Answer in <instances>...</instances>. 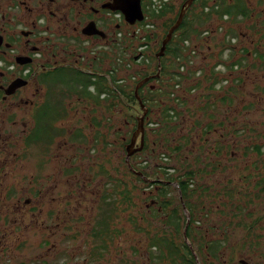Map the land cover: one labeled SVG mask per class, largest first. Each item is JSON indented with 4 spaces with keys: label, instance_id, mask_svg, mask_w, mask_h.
<instances>
[{
    "label": "flooded vegetation",
    "instance_id": "flooded-vegetation-1",
    "mask_svg": "<svg viewBox=\"0 0 264 264\" xmlns=\"http://www.w3.org/2000/svg\"><path fill=\"white\" fill-rule=\"evenodd\" d=\"M157 1L0 0V264H248L228 260L234 254L220 231L224 221L201 227L210 215L204 202L198 205L205 216L168 217L163 203L172 195L168 190L162 199L159 182L174 186L183 203L176 180L164 177L176 170L164 154L162 163H151L145 153L146 121L158 101L145 100L144 134L135 137L137 118L116 121L115 106L131 110L138 103L121 99L131 79L134 93L149 78L138 88L143 99L159 91L161 63L153 70L145 57L157 40L153 16L177 18L183 9L191 24L190 17L208 14L221 21L218 42H224L207 54L217 58L209 66L240 64L232 71L235 81L211 93L225 97L237 83L233 123L242 125L264 98V0H166L156 8ZM222 11L221 18L213 14ZM239 24L247 31L231 36ZM120 69L141 76L120 79L117 91ZM246 82L258 90L245 89ZM216 120L215 130L228 127L223 116ZM250 157L240 159L242 168L256 165L263 170L258 179L264 177V155ZM249 177L242 174V185ZM174 203L166 205L170 214L178 213ZM188 205L196 214L195 202Z\"/></svg>",
    "mask_w": 264,
    "mask_h": 264
},
{
    "label": "rangeland",
    "instance_id": "rangeland-1",
    "mask_svg": "<svg viewBox=\"0 0 264 264\" xmlns=\"http://www.w3.org/2000/svg\"><path fill=\"white\" fill-rule=\"evenodd\" d=\"M169 19L173 18L171 16H165L154 24L155 29H153L151 35L156 34L157 40L151 41L145 50L147 54L145 57L149 59V63H152L151 68L153 70L156 68L154 54L158 52L157 44H159V39L165 35L164 32L169 24ZM197 19V17H194L195 21L191 29L199 27L200 24L203 28L201 27L202 29H199L198 34L191 35L190 32L189 35L191 36L189 39L184 38L185 40L180 44L183 53L178 57L187 65L192 66L185 74L194 76L200 87H196L194 92L187 94H184L182 90L172 92L173 87L170 88L167 85L174 86V83H177L180 88H182L184 80L187 78V75L183 76L178 73L177 64V68L174 66L177 76L174 75L171 77L162 75L157 83L159 91L157 90L156 94L153 96L154 99L158 101V104L155 108L152 107L151 113L146 121V131L148 133L146 147L148 151L145 153L149 155L151 163H162V154L169 157V165L173 166L176 170L173 175L181 174L186 168H191L194 172H198L195 182L198 186L202 185L210 190L209 193H203L201 190H198L199 194H195L193 198L190 199V202H195L194 209L196 211V216H198L197 213L200 215L203 214L201 216H205L204 210H200L201 207L198 205L199 203L203 205L204 202L206 207H210V215L206 216L208 220L206 221L203 218L201 220V227H205L209 222L214 223V220H222L226 223L223 224L226 225L227 228L226 237L228 241L226 248L231 250L234 255L228 257L227 252L225 260H227L228 257V260L234 263L243 260L248 264H264V191H262V188L264 189V177L258 179V177L263 174V170L258 172V166L256 165L250 167V169L248 165H244V170L242 166L245 161L243 163L240 162L243 155L249 156L247 162L252 161L250 155L257 153L264 155V98L260 103L258 102L257 105L255 102L250 114H246L248 119L242 125L233 123L235 121L234 111H236L237 108V94L239 92L236 87L237 83L233 82L235 81L234 78H232L234 72L228 70V77L233 80V86L231 87L233 91H231L230 94L226 93L225 99L222 100L223 96L213 95L211 93L214 90L217 91L220 78L215 74V66L217 63L212 66V68L209 66L216 61L217 58L213 60V57H209L207 54L210 51L212 52V48L214 49L218 46L219 49L224 41H222V43L218 42V44H216L214 40L213 42L211 41L210 38L215 33V30L209 34L208 37L210 38L198 41L197 39L199 37H206V26L204 27L205 22L202 23V19ZM244 30L245 32L247 31L242 26L240 27L239 24L238 26H234L229 33L231 36L236 37L237 34L242 33ZM220 32L221 30L216 31L217 34ZM246 40L248 39L246 38ZM185 41L189 43L188 47L184 44ZM192 51L194 52L193 54L191 53ZM206 56L208 60L205 58ZM167 63L169 65L172 64L171 59H169ZM186 67L188 68V66ZM212 69H214V72ZM198 70H202V72L199 73ZM119 72L120 76L116 78L115 85L113 86L117 91H119L121 87L123 88L124 83L120 82V79H130V76L137 79L141 76L134 74L136 73L134 71L120 69ZM197 73L198 75H196ZM257 73L261 74L262 70H258ZM131 82L129 85L125 84L124 86V89L129 93H131L133 88L132 79ZM192 83L195 85V81H192ZM261 84L264 83L261 82ZM150 85L156 86V83L152 82ZM254 86L255 84L246 82L244 88L257 91L258 88ZM169 88L171 89L170 93L172 100L176 99V102L179 100L178 107L174 109V113L176 111L177 116L174 117L175 119L173 118V120L166 118L164 113L161 114V110L164 107L173 108L170 98L167 96ZM114 92V95H117V92ZM198 94H203L205 96V106H202L204 102L201 100L202 96H198ZM247 95L249 94H246L247 99H255L254 96L250 95L251 97H248ZM121 99L127 104L128 97L123 95ZM229 99H232L230 107L226 102H223ZM180 100H184V102L180 103ZM143 105L146 107L145 104ZM132 106L131 110H129V107V109H126V107L116 105L115 120L122 121L126 119L128 122H131L134 118L140 117L142 112L139 108V104H132ZM169 113L171 114L170 111ZM220 115L228 122V127L222 130H215L218 125L214 124L217 122L216 119L220 118ZM209 122L211 128L207 127ZM148 123H150L148 125L149 127L147 126ZM154 123L159 125L157 127L153 125L150 128V125ZM221 134L222 137H220ZM177 146L180 147L179 152L173 150ZM225 146H228V149L225 152L226 154H223ZM152 148L154 149L153 156L149 154ZM215 154H222V159H214L218 157H213ZM213 160H215V162H213ZM117 161L118 159L115 165ZM217 164H219V166ZM150 168H152V166H150ZM247 169L249 171H247ZM242 174L251 176L244 185H242ZM198 176L202 178L199 179ZM174 189L173 186L170 187L169 190L175 202L174 206H176L178 205L177 192ZM238 189L241 190L240 193ZM150 199L151 197L147 195V202H149ZM182 204V209L178 206H176V208L178 209L180 217L185 220L189 215L185 210L184 202ZM239 206L240 209H236ZM243 218H245L247 223H253L257 228L255 235H260L262 237L259 240V245L253 252L244 249V247L240 251L235 249V247L240 245L241 239L244 236L243 230L236 226ZM228 225H231V227ZM115 226L117 227L119 224H115ZM181 226L182 228L184 227L183 224ZM158 229L162 231L160 226H158ZM167 237L172 240L171 236ZM178 238H180V236H178Z\"/></svg>",
    "mask_w": 264,
    "mask_h": 264
},
{
    "label": "trees",
    "instance_id": "trees-1",
    "mask_svg": "<svg viewBox=\"0 0 264 264\" xmlns=\"http://www.w3.org/2000/svg\"><path fill=\"white\" fill-rule=\"evenodd\" d=\"M205 3H206V1H203L201 5L203 6ZM225 13H226L225 11H222L221 13L220 12H214L213 14H216L218 18H221L222 15L225 14ZM153 17L155 19H161V17H163V15L153 16ZM194 17H197L199 20L202 19V23L205 22L204 27H205L206 23L213 18L212 14H208V15L192 16V17H190V19L195 21ZM175 20H176V17H174L173 19L169 20V24L167 25V27L165 29V32H164L165 35H166L167 30L169 29V27L173 25ZM192 27H193V24L190 23L189 16H184L181 25L173 33L172 39L166 45V50H165L164 56L160 58L159 63H161V75H163V76H171V77H173L174 75L177 76V74L175 72V69H174V66L177 68V65H176L177 63L175 62V59L183 53V49L180 46L181 42L183 40H185V39H189L192 34H196V33L198 34L199 33V29L201 27H203V26L200 24L199 27H194L193 29H191ZM190 32H191V35H189ZM165 35H164V37H165ZM160 46H158V50H159ZM156 53L154 54V60L158 61L155 58ZM169 57H171V58H169ZM169 59H171V63H172L170 65L167 63V61ZM239 64H240V62L233 61V62L230 63L229 67L228 66L226 67V69L229 70V71H234L235 70L234 66L235 65H239ZM167 86L170 87V88L173 87L172 88V92H174L173 91L174 86H170V85H167ZM196 87L197 88L200 87L199 84H196L195 87L194 86H190L191 89L192 88H196ZM170 88H169V90L167 92V96L170 98V101H171V104L173 105V108L164 107L161 110V114L164 113V116L166 118L173 120V118L177 116L176 111L174 113V109H176L178 107L179 100L177 102H176V99L172 100L171 93H170V91H171ZM186 90H190V89L186 88ZM231 91H233V89L230 90L229 93ZM138 95H139V97L141 96L140 92L138 93ZM162 95H163V92H162ZM126 96L129 99H131V100L135 99L134 93H132V92L129 93V94H126ZM151 96H152V98H151ZM153 96L154 95H149V93H147L146 99H143L141 97H140V99H141L143 104H145V100H146L147 103H150L154 99ZM201 96H202V98L204 100V106H205V103H206V99H204L205 96L203 94ZM181 102H184V100L183 101L180 100V103ZM224 102H226V104L230 107V105L232 104V99L226 100ZM150 105H152V104H150ZM169 111L171 112V114L169 113ZM153 125L155 127H157L159 124L154 123V124H152L150 126H153ZM227 149H228V146H226V151H227ZM174 151H178L179 152L180 151V147L179 148H175ZM154 173L156 174V172H154ZM197 173L198 172H194L193 170H191V168H186V169H184V171L181 174L178 175L177 179L173 178V177H171L169 175H166L164 173V175H165L164 177H166L165 179H168L170 181L171 180L172 181L176 180V183L178 184V190L177 191H179L180 197H181L182 201L184 202L185 207H186L190 217L195 215V214H193V210L191 209V207L188 205V203L190 202V199L193 198L195 193L199 192L198 190H201L203 193H205V191L207 190L206 187H203L202 185L198 186L197 183L195 182V180H197ZM198 178L200 179L202 177L198 176ZM159 183L162 186V190H163L162 199H163V198H165L166 193L169 190V186H167V184L163 183V182H159ZM173 201H174L173 198H169V199H167V202L164 201V203H163V204H165L164 208H167L169 210L168 217L170 219L175 217V215L178 214L176 212L175 208H173V212H172V214H170L171 207H167L166 206V205H171V203ZM177 201L179 203L177 206L181 209L182 206H181V203H180V200H179V196L177 197ZM197 215H200V214L197 213ZM178 216H180V215L178 214ZM177 226H178V230H179V228H180L179 223H178ZM228 226L231 227V225H228ZM236 226L240 227L243 230V232H244V236H243L244 239L242 240V244L241 245H243L244 247H246V246L249 247V249H250L249 251H252L254 248H256L259 245L258 236H260V235H255V231H256L257 228L255 227V225L253 223H247L245 221V218H243L241 220V222L236 224ZM220 231L221 232H226L227 231L226 225H223V224L220 225Z\"/></svg>",
    "mask_w": 264,
    "mask_h": 264
},
{
    "label": "built area",
    "instance_id": "built-area-1",
    "mask_svg": "<svg viewBox=\"0 0 264 264\" xmlns=\"http://www.w3.org/2000/svg\"><path fill=\"white\" fill-rule=\"evenodd\" d=\"M166 0H158L156 3H155V7L156 8H159L161 5L164 4ZM225 20V17H223L222 21ZM210 26L205 28V32H206V37L205 36H202V37H199L197 40L200 41L202 39H208L210 37L209 34H211L213 32V30H215V33L211 36V41L212 39H215V43L217 44L218 43V38L220 37V35L223 33V29L221 27V21L219 20H216L214 17L211 19V22H210ZM218 30H221V32L219 34L216 33V31ZM218 35V36H217ZM213 42V41H212ZM232 44H234L233 40L231 41ZM184 44L188 47L189 46V43L187 41L184 42ZM192 54L194 53L193 51L191 52ZM177 65H178V73L185 76L187 75V78L184 80V84H183V87L180 88L179 84L177 83H174V92H178L180 90L183 91L184 94H187V93H192L196 90V88H190V86H194L197 84L196 82V78L194 76H192L191 74H185L187 73V70L192 67L190 65H187L185 62L182 61V59L180 57H177L175 59ZM204 62V61H203ZM188 66V68L186 67ZM210 69V68H209ZM199 73L202 72V70H198ZM212 71L214 72V69H212ZM215 71L218 75V78H220V83L218 84L217 88H219L221 85H225L228 80L230 79V77H228V70L225 68L224 64L223 63H219L215 66ZM198 75V73L196 74ZM192 81H195V85L194 83H192ZM186 88H189L190 90H186Z\"/></svg>",
    "mask_w": 264,
    "mask_h": 264
},
{
    "label": "water",
    "instance_id": "water-1",
    "mask_svg": "<svg viewBox=\"0 0 264 264\" xmlns=\"http://www.w3.org/2000/svg\"><path fill=\"white\" fill-rule=\"evenodd\" d=\"M184 17V10L182 9L179 13V15L177 16L175 22L173 23V25L167 30V33L165 35V37L163 38L162 42H161V46L158 50V52L155 55V58L158 60V62L160 61V58L164 56L165 50H166V45L170 42V40L172 39L173 33L179 28V26L182 23ZM149 78L144 79L143 81L139 82L134 89V96L136 98V100L138 101L141 111H142V115L140 117L137 118V130L134 133V137L137 136L139 133L141 135L144 134V118L147 112V108L143 105V103L141 102L139 95H138V88L146 81H148Z\"/></svg>",
    "mask_w": 264,
    "mask_h": 264
},
{
    "label": "bare ground",
    "instance_id": "bare-ground-1",
    "mask_svg": "<svg viewBox=\"0 0 264 264\" xmlns=\"http://www.w3.org/2000/svg\"><path fill=\"white\" fill-rule=\"evenodd\" d=\"M217 76H218V75H217ZM217 76H216V77H217Z\"/></svg>",
    "mask_w": 264,
    "mask_h": 264
}]
</instances>
